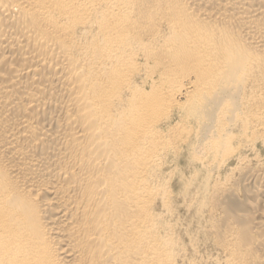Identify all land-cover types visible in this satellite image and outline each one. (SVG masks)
Returning a JSON list of instances; mask_svg holds the SVG:
<instances>
[{
  "label": "bare ground",
  "instance_id": "6f19581e",
  "mask_svg": "<svg viewBox=\"0 0 264 264\" xmlns=\"http://www.w3.org/2000/svg\"><path fill=\"white\" fill-rule=\"evenodd\" d=\"M0 264H264V0H0Z\"/></svg>",
  "mask_w": 264,
  "mask_h": 264
},
{
  "label": "rangeland",
  "instance_id": "374dc122",
  "mask_svg": "<svg viewBox=\"0 0 264 264\" xmlns=\"http://www.w3.org/2000/svg\"><path fill=\"white\" fill-rule=\"evenodd\" d=\"M187 165H186V163H184V165H183V169L186 171V177H189L190 176V172H191V169H189L188 167H186ZM177 190V192L179 193V187L176 189ZM178 215H180V220H183L184 219V221L186 222V220L187 219H189L190 220V214H189V211L188 210H186L183 206H181V207H179V211H178ZM182 216V217H181ZM181 218H183V219H181ZM189 220H187V221H189Z\"/></svg>",
  "mask_w": 264,
  "mask_h": 264
}]
</instances>
